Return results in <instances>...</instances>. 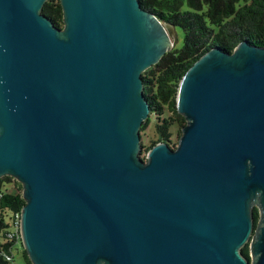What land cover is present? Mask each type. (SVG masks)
Masks as SVG:
<instances>
[{
	"label": "water",
	"instance_id": "water-1",
	"mask_svg": "<svg viewBox=\"0 0 264 264\" xmlns=\"http://www.w3.org/2000/svg\"><path fill=\"white\" fill-rule=\"evenodd\" d=\"M46 1L0 0V176L23 186L33 264H264V47L199 58L177 147L144 160L142 74L175 26L140 0H60L57 27Z\"/></svg>",
	"mask_w": 264,
	"mask_h": 264
},
{
	"label": "trees",
	"instance_id": "trees-1",
	"mask_svg": "<svg viewBox=\"0 0 264 264\" xmlns=\"http://www.w3.org/2000/svg\"><path fill=\"white\" fill-rule=\"evenodd\" d=\"M140 1L144 9L184 33L180 48L175 45L142 74L143 91L151 113L142 124L141 137L148 134L151 126L157 135L151 144L146 140L142 144L148 151L158 143H167L175 149L173 129L177 127L178 134H182V127L187 124L177 107L182 78L213 47L231 52L243 41L264 47V0ZM42 13L55 26H64L60 0H47ZM25 204L22 184L13 176H0V264L15 263L17 252L22 256L20 264H33L19 231ZM257 208L253 210L255 228L260 219ZM243 253L250 256L248 244L243 247Z\"/></svg>",
	"mask_w": 264,
	"mask_h": 264
},
{
	"label": "rangeland",
	"instance_id": "rangeland-1",
	"mask_svg": "<svg viewBox=\"0 0 264 264\" xmlns=\"http://www.w3.org/2000/svg\"><path fill=\"white\" fill-rule=\"evenodd\" d=\"M172 28H173L174 38H175L174 43L177 46V48H180L182 46L184 33H183L182 29L179 28V27H176V28L175 27H172ZM169 36H170L171 41H173L172 36L170 34H169ZM175 45H174V47H175ZM173 133H174L173 139H174L175 145L177 147L181 134H178L177 127H174ZM143 140H146L147 141L146 142L147 144H151V141L152 140H157V135H156V133L154 131V127L153 126H151L149 128L148 134L144 138H142V141ZM148 152H149L148 151V148H146V147L143 146L142 151L140 153L141 157H144L146 159L147 156H148ZM254 206L255 205H253V208H255ZM255 229H254V232L252 233V236H251L250 240L247 243L249 245V249H250L249 255H250L251 262L254 259L253 256H252V253H251V246H252L253 239H254V235H255ZM21 260H22V256L20 254L18 255V252H17L16 262L13 263V264H20L21 263Z\"/></svg>",
	"mask_w": 264,
	"mask_h": 264
},
{
	"label": "built area",
	"instance_id": "built-area-1",
	"mask_svg": "<svg viewBox=\"0 0 264 264\" xmlns=\"http://www.w3.org/2000/svg\"><path fill=\"white\" fill-rule=\"evenodd\" d=\"M19 231H20V234H21V237H22V230H21V220H20V223H19ZM17 232H18V230H17ZM11 237L13 236V235H10ZM23 238V237H22Z\"/></svg>",
	"mask_w": 264,
	"mask_h": 264
},
{
	"label": "flooded vegetation",
	"instance_id": "flooded-vegetation-1",
	"mask_svg": "<svg viewBox=\"0 0 264 264\" xmlns=\"http://www.w3.org/2000/svg\"><path fill=\"white\" fill-rule=\"evenodd\" d=\"M254 209H255V208H254ZM254 209H253V210H254ZM257 209H258V211H259V208H257ZM259 215H260V212H259Z\"/></svg>",
	"mask_w": 264,
	"mask_h": 264
}]
</instances>
